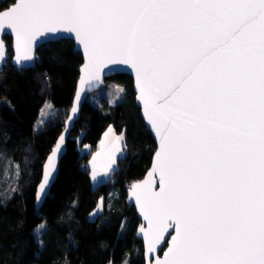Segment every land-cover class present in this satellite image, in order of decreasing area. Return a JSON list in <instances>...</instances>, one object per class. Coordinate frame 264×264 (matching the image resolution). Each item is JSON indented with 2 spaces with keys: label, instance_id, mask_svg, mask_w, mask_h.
Masks as SVG:
<instances>
[{
  "label": "snow or ice",
  "instance_id": "obj_1",
  "mask_svg": "<svg viewBox=\"0 0 264 264\" xmlns=\"http://www.w3.org/2000/svg\"><path fill=\"white\" fill-rule=\"evenodd\" d=\"M5 30L15 36L20 71L34 62L37 37L73 34L87 59L80 92L108 65L135 72L160 141L149 179L131 185L148 222L140 229L147 251L175 230L155 264H264V0H12L0 9ZM6 59L0 41V69ZM71 112L76 118L78 107ZM60 150L57 144L41 193ZM117 162L114 153H97L91 179L110 178ZM46 229L41 223L34 231Z\"/></svg>",
  "mask_w": 264,
  "mask_h": 264
},
{
  "label": "trees",
  "instance_id": "obj_2",
  "mask_svg": "<svg viewBox=\"0 0 264 264\" xmlns=\"http://www.w3.org/2000/svg\"><path fill=\"white\" fill-rule=\"evenodd\" d=\"M11 2L0 0V9ZM4 41L9 47L11 38ZM82 62L73 41L64 39L42 45L33 68L17 71L8 62L0 73V171L9 164L16 175L14 186L0 181V264H122L126 258L129 264L144 263L136 238L140 221L126 199L128 187L148 170L155 142L135 105L129 76L106 80L104 88L110 83L123 89L120 103H84L57 178L42 207L35 208L42 167L63 129ZM47 101L62 116L36 129ZM109 127L124 135V156L109 181L93 188L88 160ZM101 198L99 214L90 218ZM41 223L47 229L37 235Z\"/></svg>",
  "mask_w": 264,
  "mask_h": 264
},
{
  "label": "water",
  "instance_id": "obj_3",
  "mask_svg": "<svg viewBox=\"0 0 264 264\" xmlns=\"http://www.w3.org/2000/svg\"><path fill=\"white\" fill-rule=\"evenodd\" d=\"M53 34L48 33L46 34V37H37L36 41L33 44V54L35 57L34 62L27 66L26 69H30L33 68L35 66L36 63V53L37 50L44 44L47 43H53V42H57L59 40H64V39H69L71 41H73L74 43V50L76 52H79L81 54L82 57V64L80 65V67L78 68V72H79V76L76 82V86H75V92H74V96L71 102V107L69 109L68 115L66 117V120L64 121V125H63V129L59 135V137L57 138L54 147L51 149V152L48 154L47 158L44 161L43 167H42V173H41V178L40 181L38 182L37 186H36V191H35V208L36 210H39L46 197L48 196L51 187L53 186L56 178H57V174H58V170H59V163L63 157V155L65 154L66 151V142L69 138L70 132L74 126V124L76 123V121L79 119L80 117V113H81V109L82 106L84 105V103L87 100V96L90 93H93L103 87H105L106 85V80L114 75H127L132 79V87H133V92H134V101H135V105L137 106V108L139 109L140 112V117L141 120L144 124V127L147 131L150 132L152 139L155 142V150L152 154V158H151V162H150V166L148 168V170L146 171V173L144 174V176L142 177V179L133 182L131 185H133L134 183H143L145 180L149 179V173L152 171L153 169V165L155 163V158H156V153L159 151V138L156 136V133L154 131V129L152 128L151 124L148 122L147 117L144 115V108H143V103L138 99L139 96V90L136 87V78H135V72L133 71V69L131 67H129L128 65L125 64H120V65H108V67H106L105 69L102 70L101 74H100V80L99 81H92L89 84H85L84 85V91L80 92V83L79 81L81 80L82 76L84 75L83 73V66L87 63V59L86 56L84 54L83 51V47L81 45H78L77 41L75 40V37L73 34H67L65 33L63 35L62 38L57 39V40H52ZM9 36L11 38V44L8 47L6 42L4 41V37ZM0 41H2L5 45V51H6V61L2 67V69H0V73H2L4 67L8 64L13 66L14 68L17 69L16 65L14 64V56H15V36L14 34H12L10 32V30H5L3 32H0ZM10 48V51H9ZM17 71H20L17 69ZM77 93H79L80 95V101L79 104H77L76 101V96ZM76 106L78 107V115L76 116V118L74 119H69V117L73 116L71 109ZM63 137V139H61ZM57 144L60 145V151H57L55 154V158L53 160V176L54 179L50 178V184L48 186H46V193H41L39 191V186L41 183H43V176L44 173L48 167V161L50 159V157H52V154L54 152V150L56 149ZM153 183H152V190L153 191H159V184H160V177L159 174H153V176L151 177ZM131 185L128 187L127 190V199L126 202L128 203V205L133 206L135 213L140 221V225L137 228L136 231V238L139 239L142 243V248H143V264H149V262H151V264H155V261L157 259L159 260H163L165 257V254L167 253L168 249L171 247V240H172V236L175 235V230L174 228H169L168 232H166L164 234V239H162L157 245H156V251L153 253H149L147 251V242L145 241L144 237H143V232L140 231L141 228L143 229H147L148 226V222L144 219L143 215L140 212V208L136 203L135 197L132 195V191H131ZM38 197H40L41 199L38 202Z\"/></svg>",
  "mask_w": 264,
  "mask_h": 264
},
{
  "label": "rangeland",
  "instance_id": "obj_4",
  "mask_svg": "<svg viewBox=\"0 0 264 264\" xmlns=\"http://www.w3.org/2000/svg\"><path fill=\"white\" fill-rule=\"evenodd\" d=\"M120 87L117 86V85H114V84H110L109 83V86L107 88H101L93 93H90L88 96H87V100L93 104H96L95 106L97 107H100L102 106V102L104 103H107V104H110V105H115L117 103H120L122 100H123V92L120 91ZM86 100V101H87ZM46 104L47 105H51L52 104L50 102H46L43 107L41 108L44 109V117H42V113H41V110L39 112V116L35 122V125L34 127L36 129H41L43 127V122L48 120V119H53V118H59L62 116L61 112H59L58 109L54 108L52 106V109L54 111H52V114L51 115H48L49 113V109L46 107ZM46 117V118H45ZM109 129H111V131H109ZM124 136L123 134L120 135V136H117L113 130L112 127H109L105 133L102 135L101 139H100V142L98 144V148H97V151L93 154L92 158H90L88 160V167L91 169L90 172H92V168H93V158L97 156V153H102L103 149L111 142V141H115V137L123 140V137ZM85 150H87V147H84L82 149V152H85ZM3 170L0 171V181H2V184L8 186L9 184V181L11 184H15V181H16V175H15V172L13 171V169L11 168V166L9 164H5V166L2 168ZM7 169V176L4 175V170ZM116 169V167H115ZM2 173V174H1ZM110 177V175H109ZM9 179V181H8ZM110 178L108 179H105L103 176H97V181H99V183H96L94 181H92V187H96L100 184H103V183H106L109 181ZM125 261H127V264L128 263V258H126L122 264H125Z\"/></svg>",
  "mask_w": 264,
  "mask_h": 264
},
{
  "label": "crops",
  "instance_id": "obj_5",
  "mask_svg": "<svg viewBox=\"0 0 264 264\" xmlns=\"http://www.w3.org/2000/svg\"><path fill=\"white\" fill-rule=\"evenodd\" d=\"M116 134V133H115ZM117 136H120V135H122V134H116ZM123 137V136H122ZM115 139V141H111L104 149H103V151H102V154H107V153H109V152H111V153H114L115 154V156L117 157V160L119 159V158H121L122 156H124V150H123V140H124V138H123V140H121V139H119V138H117V137H115L114 138ZM117 149H119V150H117ZM105 159V156L104 155H102L100 158H98V160H97V164L99 165L103 160ZM116 167V165H113V168H115ZM91 171V170H90ZM92 175V172H90V176ZM109 175L111 176L112 175V173L110 172L109 173ZM90 179H91V177H90ZM92 179H91V184H92Z\"/></svg>",
  "mask_w": 264,
  "mask_h": 264
}]
</instances>
